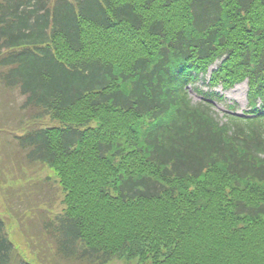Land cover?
Masks as SVG:
<instances>
[{
  "label": "trees",
  "instance_id": "trees-1",
  "mask_svg": "<svg viewBox=\"0 0 264 264\" xmlns=\"http://www.w3.org/2000/svg\"><path fill=\"white\" fill-rule=\"evenodd\" d=\"M0 81L61 124L7 153L58 176L57 264H264V0H0Z\"/></svg>",
  "mask_w": 264,
  "mask_h": 264
},
{
  "label": "rangeland",
  "instance_id": "rangeland-1",
  "mask_svg": "<svg viewBox=\"0 0 264 264\" xmlns=\"http://www.w3.org/2000/svg\"><path fill=\"white\" fill-rule=\"evenodd\" d=\"M217 65L218 62L209 69L205 76L206 82L209 80L210 72ZM208 89L202 81L189 87L192 103L201 102L203 96L198 91L204 93ZM212 90L224 100L218 102L212 99L214 111L220 118L228 111L227 106L234 105L238 114L250 109L246 81L231 89L222 90L219 86ZM24 101V97L17 89H6L0 81V219L10 227V230L8 228L10 241L16 245L17 252L29 264H57L58 257L54 254L50 235L42 229V226L64 207L62 205L64 192L60 187L58 176L53 169L47 167L35 165L27 169L21 164L22 154L8 157L7 153L14 151V138L21 136L26 130L35 127H59L61 124L49 117L41 119L40 122L29 120L30 115L36 114V111L28 108L22 110ZM26 118L27 125L22 124ZM24 206L29 207L19 212ZM16 215L23 220L15 219ZM109 264L137 263L115 260Z\"/></svg>",
  "mask_w": 264,
  "mask_h": 264
}]
</instances>
